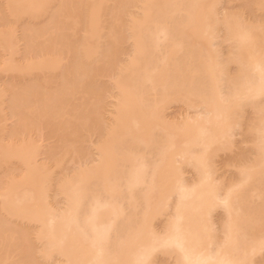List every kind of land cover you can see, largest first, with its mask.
Returning a JSON list of instances; mask_svg holds the SVG:
<instances>
[{
  "label": "bare ground",
  "instance_id": "obj_1",
  "mask_svg": "<svg viewBox=\"0 0 264 264\" xmlns=\"http://www.w3.org/2000/svg\"><path fill=\"white\" fill-rule=\"evenodd\" d=\"M219 1L0 0V264H264V0Z\"/></svg>",
  "mask_w": 264,
  "mask_h": 264
},
{
  "label": "rangeland",
  "instance_id": "obj_2",
  "mask_svg": "<svg viewBox=\"0 0 264 264\" xmlns=\"http://www.w3.org/2000/svg\"><path fill=\"white\" fill-rule=\"evenodd\" d=\"M245 1H247V0H220L219 2V5H218V9H219V14L220 13H223V11H225L226 12V10H232V9H235V8H237V7H243L244 9L243 10H245V11H243L244 12V16L246 15V17L248 18V19H251V20H256V19H259V18H261L262 16H263V14H262V11H259V10H257V9H253V7H252V5H250V3L249 4H247ZM244 2V3H243ZM247 6L246 8H245V6ZM250 6V7H249ZM132 8V7H131ZM135 9V8H134ZM133 8H132V10H134ZM237 9H239V8H237ZM222 11V12H221ZM262 15V16H261ZM221 34H220V33ZM223 29L222 30H220V31H218V34H220V35H218L217 37H218V39L216 38H214V41H213V44L214 43H216L217 45H218V47L217 48H220L219 49V52L221 53V51H222V53H226L227 52V50H228V48H229V44H230V42L229 41H224V40H222V38H221V36L223 37ZM125 35V34H124ZM224 38V37H223ZM125 39V38H124ZM127 40V39H126ZM122 42H124V40H122ZM129 42H130V40L128 41H125L123 44H121V45H123L122 46V48H124L123 49V51L122 52H120L119 54H118V61L120 60V61H123L126 57H127V52H128V50H130L129 49V47H131V46H129V45H131V43L129 44ZM20 43H22V42H20ZM216 44H214V46L216 45ZM20 47H21V44H20ZM216 47V46H215ZM22 48V47H21ZM127 48V49H126ZM225 55V54H224ZM222 56V55H221ZM123 59V60H122ZM232 65V66H231ZM230 65V69L229 70H231V72L233 71V72H236V69L234 70V68H236L235 66H234V64H231ZM1 78H4V77H2V76H0ZM109 76H104V77H101L100 79L102 80V81H104V82H106L105 84L99 79V81L101 82V83H103L104 85H108V87L106 86V88L109 90H107V94H109V92H111L112 93V89L110 90L109 89V86H110V83L111 82H109V78H108ZM111 80V79H110ZM1 81V80H0ZM3 81H4V79H3ZM3 81H2V83H3ZM225 88V87H224ZM223 88V89H224ZM264 96V95H263ZM108 97V96H107ZM110 98V96L108 97V98H106V99H109ZM111 100V99H110ZM110 100H107L108 102L110 101ZM182 103V102H181ZM180 102H172V103H170L169 104V106H168V108H167V110H165V114H167L168 116H170L169 118H175L174 120H177V119H180V117L182 118V116L183 117H185V116H187L186 114H187V112H188V114H190V113H193V109L191 108V109H187L186 108V106L185 105H183V103L181 104ZM248 114H246L245 116H246V118H245V120L247 119V116H249V114H250V116H251V111H250V109H248ZM246 112V113H247ZM195 113V112H194ZM194 113H193V115H194ZM166 115V116H167ZM192 115V114H191ZM167 116V117H168ZM250 116H249V118H250ZM10 119H12V118H9V120L7 121V123L6 124H8V127H10V125L9 124H13L14 123V121H13V123H11V121L12 120H10ZM101 126H102V124H101ZM101 126H100V128H101ZM100 128H98V130L100 129ZM103 129V128H102ZM102 129H100L99 131H102ZM99 131H97V132H99ZM240 131V132H239ZM238 131V129H236L235 130V134L233 135V137H232V141L234 142V146L232 147V151H221V152H219V154L217 155V157H214V159H216L214 162H215V168L214 169H216V170H214L215 171V173H214V175H215V177L217 176V178L218 179H222L221 180V182L223 181L224 182V180L226 181V178H229V180L232 178H234L235 177V175H236V177L238 176L236 173H237V171H236V169H235V167L233 168L232 166H225V163H226V160L225 159H227V160H229L228 158H230V156L232 157L233 155H234V158L237 160V158H239V160L240 159H244V157H247L246 159H251V158H249V157H251L252 155L254 156V153L255 152H253V148H251V146H250V144H248L247 142L245 143V142H243V140H241L242 138L244 139V137H243V135H241L242 134V132H241V130H239ZM95 133H96V131H95ZM92 134L91 135V138L89 137V139H88V141L90 140V139H92V140H90V142H93V141H96V139L99 137L98 135H100V133L98 134V133H96V134ZM241 133V134H240ZM241 135V136H240ZM98 136V137H97ZM234 139V140H233ZM50 140V139H49ZM49 140H42V141H44V143H46V144H48V141ZM88 141H86V142H82L83 144H81L80 143V145H81V152L84 154L83 155V157H81V155H82V153H81V155H80V158L82 159H80L79 157H77L76 155V158L75 157H71V156H69V157H71V158H69L70 160H68V161H66V160H64V169H65V172H68V171H70L72 168H75L74 166L76 165V164H79L81 161H84L85 163H89V162H91L94 158H96L95 156H96V154H95V151L94 150H92V148H91V150H88L90 147H92L91 145V143H88ZM43 143V142H42ZM46 144H44V145H46ZM89 144V145H88ZM91 144V145H90ZM237 144V145H236ZM84 145V146H83ZM87 146V147H86ZM90 146V147H89ZM249 146H250V149H249ZM46 147V146H45ZM43 150H45L44 148H43ZM43 150H42V154H43ZM87 153V155H86V153L84 152V151ZM87 150L88 151H90V152H87ZM94 152V153H92V152ZM251 152V153H250ZM95 154V155H94ZM246 154V155H245ZM92 155H94V156H92ZM243 155V156H242ZM42 156V155H41ZM44 156V155H43ZM236 156V157H235ZM253 156H252V158H253ZM85 157H87V158H85ZM93 157V158H92ZM67 159H68V157H67ZM89 159V160H88ZM91 159V160H90ZM234 159V160H235ZM81 160V161H80ZM95 160V159H94ZM230 160H232V158H230ZM245 160V159H244ZM79 161V162H78ZM84 162H81V163H84ZM225 162V163H224ZM227 165V164H226ZM188 167V168H187ZM185 169H184V176H186L185 178H187L188 180H191L192 181V179H195V176H197L196 174V172H195V170H193V168L191 169L189 166H187ZM64 169H63V167H62V170H63V172H64ZM73 170V169H72ZM195 174V175H194ZM197 178V177H196ZM224 178V179H223ZM219 180V181H220ZM228 180V181H229ZM55 196V197H54ZM54 196H52V198L55 200L54 202H56V206H59V207H57V208H62L63 207V205H62V198L60 197V195H54ZM62 200V201H61ZM59 205H58V204ZM222 208L220 207V206H218V207H216V209L214 208V210L212 211L213 212V214H212V218H213V221H215V227L217 226V231L220 229V225H221V222L219 223V221H222L221 219H222V215H223V210H221ZM126 210H127V207H126ZM165 215V216H164ZM164 215H162V216H164L165 218H166V214H164ZM222 216V217H221ZM164 217H158V218H160V219H155V223H154V226H155V228H160V229H162V224H164L165 222H163V221H165V220H163L164 219ZM163 222V223H162ZM220 224V225H219ZM219 226V227H218ZM219 233H220V230L218 231ZM221 235V234H220ZM159 253V254H158ZM155 256H154V258H153V263L152 264H160V263H162V264H171L172 262L171 261H173L172 260V257L170 256H168V255H166V254H163L162 252H158ZM162 253V254H161ZM161 254V255H160ZM256 256H257V258L259 259H261L262 260V258L264 257V253H263V251H262V253L260 252V253H257L256 255H255V258H256ZM262 257V258H261ZM168 258V259H167ZM256 258V259H257ZM156 261H155V260ZM260 259L258 260V261H260Z\"/></svg>",
  "mask_w": 264,
  "mask_h": 264
}]
</instances>
